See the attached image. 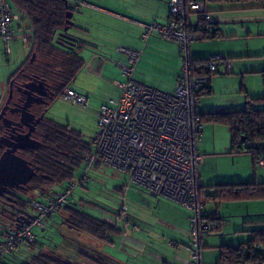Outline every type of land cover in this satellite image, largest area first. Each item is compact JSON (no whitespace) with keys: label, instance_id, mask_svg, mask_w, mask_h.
<instances>
[{"label":"built area","instance_id":"1","mask_svg":"<svg viewBox=\"0 0 264 264\" xmlns=\"http://www.w3.org/2000/svg\"><path fill=\"white\" fill-rule=\"evenodd\" d=\"M72 2L76 11L89 6L83 1ZM169 7L167 23L140 26L144 29V41L155 36L179 46L183 67L175 92L165 93L137 82L134 76L142 53L120 48L119 52L126 57L122 64L126 81L120 83L119 99L109 100L100 108L99 130L90 141L93 152L84 159L81 180L67 184L46 202L29 200L33 216L0 244V263L3 254L16 249L18 244L37 243L33 229L49 223L74 197L77 187H85L91 181V172L101 162L126 175L131 185L190 211V249L186 264H205L203 241L206 233L216 226L213 222L216 209H209L203 201L199 173L204 160L198 150L204 126L199 104L208 76L194 74L190 49L195 41L205 40L204 31L210 34L214 30V22L204 0H170ZM18 20L11 1L0 0V35L7 56L12 55L13 25ZM23 41L29 44L30 38L26 36ZM222 66L228 73L233 71L232 62L221 56L209 59L202 71L215 73ZM61 100L83 109L88 107V97L71 87L63 91ZM256 166L264 168V159ZM204 193L210 191L206 189ZM113 214V219L104 221L124 233L140 231L130 226L125 204Z\"/></svg>","mask_w":264,"mask_h":264},{"label":"trees","instance_id":"2","mask_svg":"<svg viewBox=\"0 0 264 264\" xmlns=\"http://www.w3.org/2000/svg\"><path fill=\"white\" fill-rule=\"evenodd\" d=\"M10 1L15 6L14 8L30 22L32 32L28 36L30 38L29 45L32 48L31 57L27 59L22 68L11 79V82L14 81L12 99L14 100V96H20L16 87L21 83V80L26 82L40 80L45 84L58 88L52 103L60 100L63 91L71 86L85 65L84 59L79 54L80 51L89 46L88 41L85 39H80L76 50L73 51L56 45L58 35L68 25L67 13L70 11L76 12V6L75 9H71L69 0ZM204 1L207 3L208 8V2L212 1L244 2L247 0ZM254 1L264 4V0ZM208 10L211 12L209 8ZM213 22L214 30L210 34L204 31L205 40H215L221 37L220 30L214 19ZM208 61L209 59L193 60L194 74L196 76H208V82L203 88L202 96L210 94V84L213 77L220 75L219 71L215 73L202 71ZM261 74L264 81V70ZM7 100L8 97L5 99L1 111L6 106ZM7 110L5 118L12 121L19 120L18 115H14L16 119L8 117L7 113L9 112ZM200 116L203 123L223 124L230 128L231 154L250 155L255 166L259 160L264 159V97L249 99L246 107L240 111L200 113ZM4 130H6L5 126L0 127L1 135ZM41 143L43 144L41 148L25 149L30 151L25 155L18 154L21 158L31 163L36 176L28 184L20 185L0 197L10 204V206H6V209L0 212V244L3 243L9 234L17 231L22 225L30 221L31 216H33V210L29 200L46 202L54 197L59 193L55 190L56 187L64 189L67 184L74 182L76 172L83 168L85 157L93 152L92 144L90 141L87 143L80 132L70 126L55 122H51L48 132L46 131L45 136L41 138ZM102 166L101 162H98L94 169L98 171ZM92 172L91 177L93 175ZM123 188L117 189L123 192ZM211 189H214V191L208 189L210 191L209 194L202 192V197L205 196L206 201L222 203L264 200V182L228 183L212 187ZM80 202H84L83 196L80 197ZM57 215L60 218L58 225L64 226L69 233L78 232L88 237L89 239L87 238V240L95 241L98 245L114 247L116 246L114 238L123 237L124 235L122 231L111 226L106 221L82 212L78 208V200L75 195L73 201L62 208ZM53 218L49 222L50 224ZM213 222L216 223V226L206 233L205 237L221 232L223 220L217 216L216 212ZM49 223L42 226V228H46ZM249 223L245 221V224ZM251 223L261 224L264 223V219L251 221ZM34 229L32 232L38 237V242L35 244H18L16 249L3 254L0 264H96L95 259L87 255L90 252L102 253L114 264H122L107 256L100 249L95 248L91 244H86L87 240L75 241L70 234L66 235L60 227L58 232L63 241L58 247H61L60 249L63 252H59L61 255L58 254L59 256H57L52 252L55 250L52 247H49V250L40 247V237L35 233ZM244 230L250 233L249 240L237 247L223 246L220 254L221 263L264 264V226L256 227L252 230L245 228ZM70 247L78 249L76 260L61 257L72 252L69 250ZM101 262L99 261L100 264H103Z\"/></svg>","mask_w":264,"mask_h":264},{"label":"crops","instance_id":"3","mask_svg":"<svg viewBox=\"0 0 264 264\" xmlns=\"http://www.w3.org/2000/svg\"><path fill=\"white\" fill-rule=\"evenodd\" d=\"M73 1H83L89 5L88 7L75 12V26L72 29V33L88 41L89 46L81 50L79 53L84 59L85 65L78 73L70 87L78 93L87 96L88 104L93 97L96 101H99L102 104V107L109 100H117L121 96L122 89L120 87V83H124L126 81L122 74V64L126 60V57L119 52L120 48L130 49L142 53L137 70L140 68L143 71L152 73L150 70L151 65L156 63L160 64L161 68H159L160 72L158 73V79L151 81L149 80L148 75H139L138 71H136L134 79L137 82L165 93L175 92L176 84L183 67V59H181L179 46L173 43L165 42L155 36L150 37L147 41H144V29L140 26V24H152L155 22L162 24L167 23L170 17V0ZM69 2L74 4L72 0H69ZM14 7L15 6H13V8ZM14 11L19 16V20L13 25L14 41L12 44L11 56L6 55L4 43L0 35V109L4 105L5 99L9 94L12 77L22 68L24 63L29 57H31L32 54L31 45L25 44L23 41V38L30 36L32 33L31 24L15 8ZM214 21L217 23V27L220 30L221 35L220 38L215 40L220 41L221 39H224V37L227 38L220 28L219 21ZM93 31H96V35H94ZM231 37L233 36H228V38ZM193 44L191 46H193ZM115 45H117V47L113 51L111 47H114ZM203 48L199 45L195 46L194 50L190 53L192 61L212 58L211 54H206L204 52L205 49ZM228 56L224 55V58L227 57V59L232 62L233 71L228 73L226 68L224 69L223 66L220 67V75L213 77L211 81L210 94L201 96L200 98L199 110L201 114L240 111L246 107L249 99L264 97V81L261 74L264 70V54L252 56V58L259 59L257 61H239L237 63H233L230 58L232 56ZM248 74L261 75L262 84L258 87L257 94L249 91L248 84H244L248 83L246 77ZM242 92L245 93V97L240 95ZM57 101L58 100L53 102L52 107H55ZM49 118L56 121L50 114ZM226 127L228 129L222 127L220 124L211 122L204 123L203 134L198 145V150L204 157V163L199 168L202 186L206 189H211L212 187L228 183L264 182V176H259L257 172L254 174V179L251 178V176H248L247 178H245V176L227 178L220 176H217V178H213V176L209 177L212 167L209 163H213V159L216 160L219 156L221 157L222 155H225V152L227 155L231 154V130L228 126ZM228 150L229 153H227ZM253 166L254 170L257 171V166L254 165V162ZM216 168L218 170L217 164L215 166V169ZM203 199L207 205L210 203H219L210 200L206 201L205 196H203ZM167 206L171 209V211L172 209L174 210L176 216H171L169 220L165 221V223L169 227H173L175 230L177 229L179 231L183 230L188 232L190 214L180 211L170 204H167ZM209 208L216 209L217 205H209ZM250 209V205H247V212H250ZM216 214L221 218L218 209H216ZM245 221L247 220L245 219L244 222ZM134 229H136V226H134ZM139 232L135 230H131L128 233L122 232L124 235L123 237H119V239H123L121 240L119 246H114L115 248L118 247L123 254H126L127 259L125 260L127 263L130 261L132 264L138 262L139 260L137 257L140 254V251L133 248L132 243L125 242L124 237H130L131 234H138ZM229 233L230 232L226 233V235H229ZM207 237L209 236H206L203 241V261L205 264H221L220 254L223 246L237 247L248 241L241 240L237 244L234 242L223 241L220 245H218V242L214 244L210 242L209 239L207 241ZM217 237L223 238L220 235ZM73 239L75 241L81 240L76 237H73ZM173 243L170 246H175L174 244H176L177 248L174 250L172 256L160 257L150 252V255H152L151 257L155 258L157 261L156 264H186L189 259V244L182 247V245L178 244V242ZM86 244H91L95 248L104 252V246L98 245L95 241L87 240ZM70 248L74 249L72 247ZM104 253L113 260H117L124 264L112 254H109L108 252Z\"/></svg>","mask_w":264,"mask_h":264},{"label":"rangeland","instance_id":"4","mask_svg":"<svg viewBox=\"0 0 264 264\" xmlns=\"http://www.w3.org/2000/svg\"><path fill=\"white\" fill-rule=\"evenodd\" d=\"M208 8L212 11L213 19L219 21L220 28L227 38L224 37V39H221L220 41H195L193 46H191V52L194 50L195 46L199 45L201 48L205 47L203 48L205 49L204 52L206 54H211L212 57L216 55L223 57L224 55L232 56L230 58L233 63L239 61L259 60L252 58V56L264 54V4H259L254 0H247L244 2L212 1L208 2ZM192 20L195 21V18ZM93 32L94 35H96V31ZM228 36L233 37L228 38ZM116 47L117 45L111 48L114 51ZM181 59H183L182 54ZM150 68L152 73L143 71L140 68L137 71L139 75H148L149 80L151 81L158 79V73L160 72L159 68H161L160 64H153ZM223 68L225 69L224 66ZM246 77L248 83L244 84H248L249 91L257 94L258 87L262 84L261 75L248 74ZM240 95L245 97L244 92ZM101 105L102 104L99 101H96L93 97L91 98L87 109L66 103L63 100H58L50 115L56 120V122L70 126L72 129L80 132L84 140L89 143L99 130L98 122ZM220 125L228 129L226 126L222 124ZM227 153H229V150ZM203 163L204 160L201 166ZM216 164L218 170L217 168L215 169ZM209 165L212 166L209 177L213 176V178H217V176L225 178L244 176L247 178L248 176H251V178L254 179L255 172H257L259 176H264V168L257 167V171H255L251 156L246 154L233 156L231 154L227 155L225 152V155H222L221 157L219 156L216 160L213 159V163H209ZM92 174L91 181L85 186V188L77 187L74 191V195L79 202L78 208L86 214L107 221L110 218L113 219L114 211L121 209L125 204L130 226L140 228L138 234H131L130 237H124L125 242L132 243L133 248L140 251V254L137 257L139 260L136 262L137 264H156L157 261L155 258L151 257V253L160 257L172 256L174 250L177 248L176 244H174L175 242L181 244L182 247L187 244L190 246L189 230L188 232L180 230V232L177 229H173V227H169L165 223V221L169 220L171 216H176L174 210L172 209L171 211L167 204L190 214L191 217L190 211L163 197H152L149 192L131 185L126 175L111 167L102 166L98 171L93 169ZM82 175L83 170H78L74 182H79ZM120 187H124L123 192H120L117 189ZM207 189L214 191V189ZM55 190L60 192L63 189L61 187H56ZM204 191H206V188L203 189V192ZM81 196L84 197V202H80ZM209 205H217L216 209H218V212L224 221L222 223V230L219 234H212L207 237V241L209 239L210 242L214 244L218 242V245H220L223 241L234 242L237 244L241 240H249L250 233L246 232L244 230L245 228L247 230H252L256 227L264 226V223H251V221L264 219V216H260L264 215V200L210 203ZM247 205H250V212H247ZM245 219L250 223L245 224ZM59 221V215L56 214L51 224L49 223L46 228L36 227L34 229L35 233L40 237V247L45 250H49L48 248L52 247L56 252H63L60 249L61 247H58L63 241V238L58 232L59 227L62 228L66 235L70 234L71 238L76 237L77 239L80 238L81 240H87L88 237L83 236L78 232L69 233L64 226L58 225ZM228 232H230L229 235H226ZM218 235L223 238H218ZM122 239L114 238L117 246H119ZM170 243H173L175 246H170ZM70 250L74 251L71 248ZM103 251L112 254L124 264H132L131 261L127 263L125 260L127 259L126 254H123L118 247L104 246Z\"/></svg>","mask_w":264,"mask_h":264},{"label":"water","instance_id":"5","mask_svg":"<svg viewBox=\"0 0 264 264\" xmlns=\"http://www.w3.org/2000/svg\"><path fill=\"white\" fill-rule=\"evenodd\" d=\"M71 9H75L73 3L70 4ZM74 11L67 13V27L58 35L56 45L67 50H76L80 38L73 34L71 31L75 26ZM44 82L40 80H30V82H23L17 85L16 90L22 99V104H15L14 110L10 107V102L13 98L14 81L10 84V91L6 106L2 109L0 114V121L2 120L3 127L5 126L6 132L9 131L11 139L5 145V151L0 156V197L13 190L20 185H26L36 176L35 170L32 168L31 163L21 158L18 153L25 149H37V142L31 139L32 131L27 133L21 132L20 129L26 127L35 116L31 113L30 109L34 105H38L39 101L44 98V94L33 88V86H43ZM10 109L13 115H18V121H12L5 118V112ZM1 142V141H0ZM152 197L158 198L157 194L150 193ZM32 218V216H31ZM31 220V219H30ZM29 223V221L27 222Z\"/></svg>","mask_w":264,"mask_h":264},{"label":"flooded vegetation","instance_id":"6","mask_svg":"<svg viewBox=\"0 0 264 264\" xmlns=\"http://www.w3.org/2000/svg\"><path fill=\"white\" fill-rule=\"evenodd\" d=\"M20 82L23 83L26 81L21 80ZM33 88H35V89L37 88V90L42 92L44 94V98L42 100H38L39 104L34 105L30 109L31 113L35 116V118L32 121H30L28 124H26L27 125L26 127H24L23 129H20V130L23 133H27L29 131H32L31 139L38 143L37 144V145H39V146H37V149H38V148H41V146L43 145L41 143V138L45 136L46 131L48 132L49 126H51V122L58 123V122L49 118V114H51V111L53 108L52 107L53 106L52 99L55 98V95L57 94L58 88L54 87L52 85H49V84H45V83L43 84V86H33ZM21 102H22V99L20 96H18V97L14 96V100L12 99L10 102V107L12 108V110H14L15 104L21 105L22 104ZM9 110L10 109L7 110V112H9V113H7L8 117H10V118L12 117V119H16V116L12 115L11 111H9ZM0 111H1V109H0ZM1 124H2V120L0 121V127H2ZM1 136H2V138H1ZM9 139H11V135L9 134V131L6 132V130H4L2 135L0 132V141H1L0 142V156L4 153V151L6 149L5 145L8 143ZM28 151H30V150H23V151H20L18 154L25 155L26 153H28ZM8 192H11V190H9ZM73 199H74V197L72 199H70L69 203L72 202ZM6 206H10V204L4 198H0V212H1V210L6 209ZM73 250H74L73 252H69L68 254H64V256L62 255L61 257H65L66 259H69V260H73V259L76 260L78 249L76 248ZM52 252L57 256L61 255V254H59V252H56V250H54ZM87 255L92 257V259H95L94 261L97 262L96 264H100L99 261H102L101 263H103V264H114L113 262H111V260L109 258L103 256L102 253L90 252Z\"/></svg>","mask_w":264,"mask_h":264}]
</instances>
